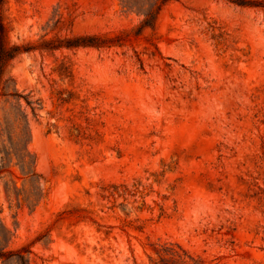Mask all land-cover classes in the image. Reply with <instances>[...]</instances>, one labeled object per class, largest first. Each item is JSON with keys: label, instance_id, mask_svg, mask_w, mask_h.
I'll use <instances>...</instances> for the list:
<instances>
[{"label": "rangeland", "instance_id": "1", "mask_svg": "<svg viewBox=\"0 0 264 264\" xmlns=\"http://www.w3.org/2000/svg\"><path fill=\"white\" fill-rule=\"evenodd\" d=\"M0 15L46 193L18 209L0 176L11 254L264 264V0L173 1L153 27L121 0H5ZM87 37L107 45L67 47Z\"/></svg>", "mask_w": 264, "mask_h": 264}, {"label": "trees", "instance_id": "2", "mask_svg": "<svg viewBox=\"0 0 264 264\" xmlns=\"http://www.w3.org/2000/svg\"><path fill=\"white\" fill-rule=\"evenodd\" d=\"M5 0H0V12ZM178 0H121L124 12H136L144 16L143 27H153L157 15L162 8L170 2ZM6 30L0 15V109L2 120H0V176L9 172L11 180L5 185V193L10 202H15L18 209L24 205L35 209L46 197V193L41 185L42 176L37 172L36 158L29 150L31 140V129L29 115L24 110L22 100L30 106L25 95L16 88L13 80L5 78L7 64L14 59L21 50L18 46L8 48L5 42ZM96 37L80 38L72 41L67 47H106ZM36 109L32 108L33 115L36 116ZM17 167L19 173L11 168ZM23 180L20 188L18 181ZM141 182L133 185V190L128 186H112L114 195H133L139 192ZM123 190V194H121ZM2 209L0 208V215ZM13 234L0 218V260L5 262L16 259L19 264H27L23 252L11 254L7 250ZM16 255V258H12ZM15 261V260H14ZM184 264H187L186 262Z\"/></svg>", "mask_w": 264, "mask_h": 264}]
</instances>
